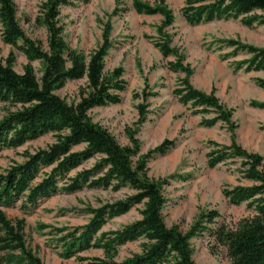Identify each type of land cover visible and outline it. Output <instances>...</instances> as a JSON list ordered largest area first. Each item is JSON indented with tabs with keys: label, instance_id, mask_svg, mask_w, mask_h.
<instances>
[{
	"label": "trees",
	"instance_id": "trees-1",
	"mask_svg": "<svg viewBox=\"0 0 264 264\" xmlns=\"http://www.w3.org/2000/svg\"><path fill=\"white\" fill-rule=\"evenodd\" d=\"M70 3L71 0H45L41 4L39 22L47 30V48H44L26 36L14 0H0L2 39L28 59L23 72L15 70L12 55L6 63L0 61V103L14 107L0 120V152L21 147L46 134L54 138L45 148L25 151L22 162L4 170L0 168V264H44L27 243L25 219L10 218L4 208L15 200H23L22 208L28 211L42 198L61 191L74 193L85 187L115 191L129 188L133 192L98 208L86 207L82 212L92 215L90 221L73 231L67 232V227L53 228L51 234L59 236L56 242L64 259L75 257L78 264H197L190 240L207 231L215 244L227 249L231 264H264V157L249 152L235 140L229 145L213 143L214 149L208 154L209 166L240 159L241 177L252 182L225 188L224 196L236 205L246 203L254 214L239 220L235 227L225 223L216 227L205 225L215 222L219 216L215 210L202 213L186 232L177 225L168 226L162 213L167 202L163 185L168 181L150 178L147 163L152 152L165 153L173 142L165 141L155 150L141 154L140 143L132 133L131 143L122 145L106 127L93 121L90 115L93 108L121 102L127 81L122 66L110 73L104 70L105 57L113 46L110 22L105 23L101 44L88 55L70 48L60 22L61 6ZM132 6L139 14L163 18L157 27L155 46L164 57H175L168 63L171 70L184 74L173 90L179 102L202 115V126L230 124L233 110L214 91L207 93L192 84L193 68L184 63V55L171 45L167 30L175 15L166 0L155 3L132 0ZM181 14L191 26L214 20H239L249 28L264 26V0H184ZM219 42L233 48L224 55L225 59L239 52L250 55L233 62L235 71H264V46L233 38ZM36 60L42 63L41 77L32 65ZM80 79H86V84L80 89L77 101L69 103L57 94L68 81ZM260 84L264 85V81ZM151 95L144 91V102L137 105L142 122L148 114L146 100ZM258 105L264 107V103ZM80 146L82 150H76ZM94 157L98 160L91 168L77 170ZM75 170L77 173L72 175ZM61 180L65 182L61 184ZM137 205H142L140 218L118 229L103 231L109 219L124 215ZM133 242L140 243L139 251L119 260V248ZM91 248L101 249L103 256L80 255Z\"/></svg>",
	"mask_w": 264,
	"mask_h": 264
},
{
	"label": "rangeland",
	"instance_id": "rangeland-1",
	"mask_svg": "<svg viewBox=\"0 0 264 264\" xmlns=\"http://www.w3.org/2000/svg\"><path fill=\"white\" fill-rule=\"evenodd\" d=\"M44 1L14 0L17 18L26 36L47 48V30L39 22L40 6ZM144 1L155 3L156 0ZM166 2L175 15L174 23L167 30L171 45L184 55V63L193 68L192 84L207 93L214 91L221 102L233 110L230 124L219 122L212 127L202 126V115L195 114L190 105H183L173 94L184 74L171 70L168 63L175 57H164L155 46L157 27L163 19L161 15L137 13L132 0H71L70 4L60 8L64 38L70 48L88 55L101 44L105 23H111L113 46L105 57L104 70L110 73L122 66L127 85L121 92L120 103L95 107L90 115L122 145L131 143L129 136L132 133L140 143L141 154L155 150L165 141L173 142L165 153L152 152L147 163L150 178L168 181L163 185L167 202L162 213L166 224L177 225L186 232L202 213L215 210L219 216L214 223L205 225L216 227L225 223L228 227H235L239 220L254 213L246 203H231L223 190L251 185L252 182L241 177L240 159L227 160L211 167L208 154L214 149L213 143L229 145L235 140L249 152L264 157V107L258 105L264 103V85L260 84L264 81V71H235L233 62L250 55L239 52L225 59L224 55L231 53L233 48L225 47L219 40L233 38L262 47L264 26L249 28L239 20H214L191 26L181 14L184 0ZM2 33L0 22V61L6 63L12 55L15 70L23 72L28 59L17 47L6 44ZM32 65L37 76L41 77V61H33ZM85 84L86 79L68 81L57 94L69 103L75 102ZM144 91L153 93V96L146 100L148 114L142 122L137 105L144 102ZM13 108L0 103V120ZM53 141V136L46 134L27 141L21 147L2 150L0 168L4 170L22 162L25 151H37ZM82 148L80 146L76 150ZM97 160L98 157L91 158L77 170L91 168ZM77 170L71 174L75 175ZM63 182L60 181L61 184ZM132 192L129 188L115 191L112 188L85 187L74 193L61 191L42 198L28 211L22 208L23 200H15L4 209L12 219H25L27 243L44 264H78L75 257L64 259L60 256L62 248L56 242L59 236L51 234L52 229L67 227L68 232L86 225L92 215L82 212L83 209L98 208ZM141 208L142 205L134 206L128 213L109 219L103 231L118 229L140 218ZM190 241L197 264H231L227 249L215 244L209 232H200ZM139 245V242H133L121 246L118 259L123 260L138 252ZM80 255L100 257L103 251L91 248Z\"/></svg>",
	"mask_w": 264,
	"mask_h": 264
}]
</instances>
